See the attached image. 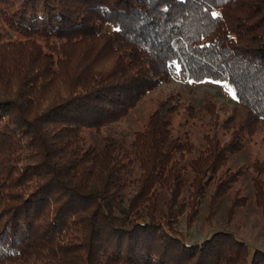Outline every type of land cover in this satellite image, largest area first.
Listing matches in <instances>:
<instances>
[{
	"label": "trees",
	"instance_id": "trees-1",
	"mask_svg": "<svg viewBox=\"0 0 264 264\" xmlns=\"http://www.w3.org/2000/svg\"><path fill=\"white\" fill-rule=\"evenodd\" d=\"M209 2L219 18L204 0H0L14 33L0 26V264H264L226 228L195 242L177 229L246 167L264 220V157L227 165L264 122V0ZM172 76L227 81L240 107L219 121L197 115L212 100L185 104L175 127L169 95L131 140L87 142ZM248 202L235 196L227 220Z\"/></svg>",
	"mask_w": 264,
	"mask_h": 264
},
{
	"label": "rangeland",
	"instance_id": "rangeland-1",
	"mask_svg": "<svg viewBox=\"0 0 264 264\" xmlns=\"http://www.w3.org/2000/svg\"><path fill=\"white\" fill-rule=\"evenodd\" d=\"M1 23V22H0ZM1 30L5 33L6 38L13 37L14 33L0 24ZM204 80H210L205 78ZM223 82V81H222ZM227 86L228 83H227ZM227 86L222 84H214L208 82L188 83V80L172 76L168 81L159 82V84L148 91L143 99L132 108L127 115L120 121L113 123L103 129L101 134L91 131H85L87 142L99 143L103 135H114L129 141L133 137V132L141 129L147 120L148 114L157 106L158 102L166 99L167 96L173 95L176 99L175 105L177 111L170 115L172 123L175 127L179 124H184L187 118V113L183 106L186 104L192 105L195 108L200 107L208 100H212V109L198 113V116L208 119L214 113L222 121L235 108L240 107L236 99H233L228 91ZM195 117V124L190 125L191 138H195L197 142L201 140L202 133L206 131L208 125L204 120H199ZM260 129V128H259ZM221 140H226L227 135L222 134L221 130H217ZM264 132V122L261 125L260 132L255 141L248 142L244 150L239 153L232 154L227 165L233 170H237L240 165L250 163L255 158L261 159L264 157V142L260 135ZM245 175L237 177L232 189L226 192L221 197L212 213H208L209 196L212 188H209L205 198L201 201L199 213L193 221L190 229H185L184 218H181L177 229L182 233H186L187 242H195L208 237L216 230L228 229L238 239L243 240L248 245L250 252L254 249L264 248V220L260 209L253 202V190L251 186V168H245ZM190 173L186 177L190 178ZM128 194V190L125 192ZM247 196L249 202L242 207H238L230 221L227 220L228 208L235 196Z\"/></svg>",
	"mask_w": 264,
	"mask_h": 264
},
{
	"label": "snow or ice",
	"instance_id": "snow-or-ice-1",
	"mask_svg": "<svg viewBox=\"0 0 264 264\" xmlns=\"http://www.w3.org/2000/svg\"><path fill=\"white\" fill-rule=\"evenodd\" d=\"M204 2L206 4H208V7H206L204 9V11L206 13H209L210 16L213 18V19H217L220 17V13L215 11V10H212L211 8V3L209 2V0H204ZM115 31L119 32L121 31V27L119 25H117V27L115 28ZM171 66H174L175 67V70H176V74L179 75L180 74V66L179 64H177L176 61H172V65ZM194 82H201V83H204V82H208V83H214V84H224L225 86H227V81H221L220 79H210V80H204V81H193V80H188V83H194ZM227 91L229 93V95L233 98V99H237V95H236V92L235 90L231 87V86H227Z\"/></svg>",
	"mask_w": 264,
	"mask_h": 264
}]
</instances>
